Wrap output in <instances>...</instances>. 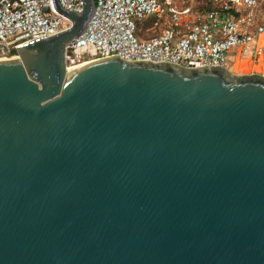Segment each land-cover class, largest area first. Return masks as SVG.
<instances>
[{
	"label": "water",
	"instance_id": "1",
	"mask_svg": "<svg viewBox=\"0 0 264 264\" xmlns=\"http://www.w3.org/2000/svg\"><path fill=\"white\" fill-rule=\"evenodd\" d=\"M83 1L0 60V264H264V76L119 54L69 74Z\"/></svg>",
	"mask_w": 264,
	"mask_h": 264
},
{
	"label": "built area",
	"instance_id": "2",
	"mask_svg": "<svg viewBox=\"0 0 264 264\" xmlns=\"http://www.w3.org/2000/svg\"><path fill=\"white\" fill-rule=\"evenodd\" d=\"M57 2L67 12L84 9L83 0ZM72 25L55 0H1L0 60L19 57V50ZM109 54L260 73L264 0H96L87 28L66 48V63L85 65Z\"/></svg>",
	"mask_w": 264,
	"mask_h": 264
},
{
	"label": "rangeland",
	"instance_id": "3",
	"mask_svg": "<svg viewBox=\"0 0 264 264\" xmlns=\"http://www.w3.org/2000/svg\"><path fill=\"white\" fill-rule=\"evenodd\" d=\"M236 52H237V50H234L233 52H232V57L231 58H233V57H235V55H236ZM238 71H234V73H236V74H241V75H252V74H259V75H262L263 73L262 72H264L263 70L260 72V73H253V72H248L249 70H247V71H240L241 69H237Z\"/></svg>",
	"mask_w": 264,
	"mask_h": 264
},
{
	"label": "bare ground",
	"instance_id": "4",
	"mask_svg": "<svg viewBox=\"0 0 264 264\" xmlns=\"http://www.w3.org/2000/svg\"><path fill=\"white\" fill-rule=\"evenodd\" d=\"M82 65L84 64H79V65L68 64L67 71L69 74H72L73 72L77 71Z\"/></svg>",
	"mask_w": 264,
	"mask_h": 264
}]
</instances>
